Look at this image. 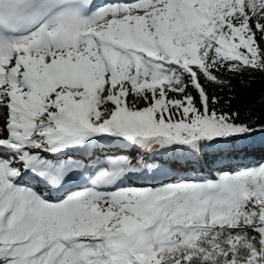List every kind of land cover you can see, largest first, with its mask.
<instances>
[{
  "label": "snow or ice",
  "instance_id": "obj_1",
  "mask_svg": "<svg viewBox=\"0 0 264 264\" xmlns=\"http://www.w3.org/2000/svg\"><path fill=\"white\" fill-rule=\"evenodd\" d=\"M257 76L264 0H0V264H264Z\"/></svg>",
  "mask_w": 264,
  "mask_h": 264
},
{
  "label": "trees",
  "instance_id": "obj_2",
  "mask_svg": "<svg viewBox=\"0 0 264 264\" xmlns=\"http://www.w3.org/2000/svg\"><path fill=\"white\" fill-rule=\"evenodd\" d=\"M256 84L253 86V89L254 91L249 93L248 95V100L249 102L251 101V99L254 97V96H257L258 97V94H259V91L261 89H264V81L261 80V78L259 76H257L256 78ZM257 111H259V109L257 108L256 109ZM260 156L261 154L259 152H257L253 157H250L249 159H255V160H259L260 159ZM248 161H243V163H247Z\"/></svg>",
  "mask_w": 264,
  "mask_h": 264
}]
</instances>
